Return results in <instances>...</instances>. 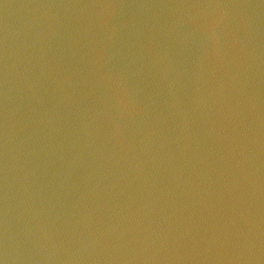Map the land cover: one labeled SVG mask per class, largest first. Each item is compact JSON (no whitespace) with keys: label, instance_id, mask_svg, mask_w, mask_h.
<instances>
[{"label":"water","instance_id":"95a60500","mask_svg":"<svg viewBox=\"0 0 264 264\" xmlns=\"http://www.w3.org/2000/svg\"><path fill=\"white\" fill-rule=\"evenodd\" d=\"M0 264H264V0H0Z\"/></svg>","mask_w":264,"mask_h":264}]
</instances>
